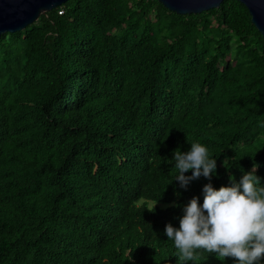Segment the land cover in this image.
<instances>
[{
	"label": "trees",
	"instance_id": "1",
	"mask_svg": "<svg viewBox=\"0 0 264 264\" xmlns=\"http://www.w3.org/2000/svg\"><path fill=\"white\" fill-rule=\"evenodd\" d=\"M262 124L264 39L236 0H69L3 35L0 264H178L164 230L209 181L180 188L174 152L208 145L217 189L254 164L264 184Z\"/></svg>",
	"mask_w": 264,
	"mask_h": 264
},
{
	"label": "clouds",
	"instance_id": "2",
	"mask_svg": "<svg viewBox=\"0 0 264 264\" xmlns=\"http://www.w3.org/2000/svg\"><path fill=\"white\" fill-rule=\"evenodd\" d=\"M190 144L188 151L177 149L173 154L174 179L183 189L201 176L209 182L202 189L203 203L199 196L193 197L183 205L179 227L169 223L164 230L178 264H198L201 253L215 254L221 261L233 258V264H264V184L255 174L258 165L239 181L230 177V185L217 189L211 182L217 175L215 156L200 141ZM189 171L191 175H185ZM158 200L147 209L155 210Z\"/></svg>",
	"mask_w": 264,
	"mask_h": 264
},
{
	"label": "water",
	"instance_id": "3",
	"mask_svg": "<svg viewBox=\"0 0 264 264\" xmlns=\"http://www.w3.org/2000/svg\"><path fill=\"white\" fill-rule=\"evenodd\" d=\"M69 0H0V37L23 32L41 16ZM180 16L200 15L219 9L225 0H156ZM249 11L251 21L264 39V0H236Z\"/></svg>",
	"mask_w": 264,
	"mask_h": 264
}]
</instances>
